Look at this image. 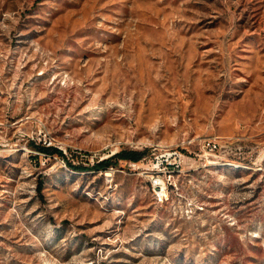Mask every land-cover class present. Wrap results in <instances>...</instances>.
Returning a JSON list of instances; mask_svg holds the SVG:
<instances>
[{
	"label": "rangeland",
	"instance_id": "1",
	"mask_svg": "<svg viewBox=\"0 0 264 264\" xmlns=\"http://www.w3.org/2000/svg\"><path fill=\"white\" fill-rule=\"evenodd\" d=\"M0 264H264V0H0Z\"/></svg>",
	"mask_w": 264,
	"mask_h": 264
},
{
	"label": "built area",
	"instance_id": "2",
	"mask_svg": "<svg viewBox=\"0 0 264 264\" xmlns=\"http://www.w3.org/2000/svg\"><path fill=\"white\" fill-rule=\"evenodd\" d=\"M233 151V139L216 135L193 138L185 146L161 150L149 167V184L156 200L164 203L171 194L179 193L187 169L208 168L210 160L231 159Z\"/></svg>",
	"mask_w": 264,
	"mask_h": 264
},
{
	"label": "trees",
	"instance_id": "3",
	"mask_svg": "<svg viewBox=\"0 0 264 264\" xmlns=\"http://www.w3.org/2000/svg\"><path fill=\"white\" fill-rule=\"evenodd\" d=\"M43 151H48V149H43ZM57 153H59L60 155L62 154L61 151L59 150H56ZM144 155L143 152H138V151H121L119 153L116 154V157L117 158H120V159H124V160H132V161H139L142 156ZM111 162V159L109 160H102L100 162H98L96 165H95V169H108L112 163ZM71 166H73L71 164ZM74 168H77V169H83L85 167H78V166H73Z\"/></svg>",
	"mask_w": 264,
	"mask_h": 264
},
{
	"label": "bare ground",
	"instance_id": "4",
	"mask_svg": "<svg viewBox=\"0 0 264 264\" xmlns=\"http://www.w3.org/2000/svg\"><path fill=\"white\" fill-rule=\"evenodd\" d=\"M218 163H220V160H210L208 165H216ZM107 176H111V174L107 173Z\"/></svg>",
	"mask_w": 264,
	"mask_h": 264
}]
</instances>
